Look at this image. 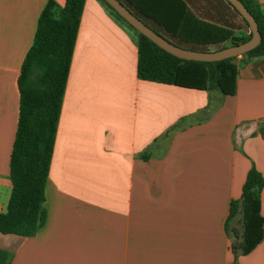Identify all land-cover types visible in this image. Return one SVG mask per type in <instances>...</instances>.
Returning <instances> with one entry per match:
<instances>
[{
    "label": "crops",
    "instance_id": "1",
    "mask_svg": "<svg viewBox=\"0 0 264 264\" xmlns=\"http://www.w3.org/2000/svg\"><path fill=\"white\" fill-rule=\"evenodd\" d=\"M51 1L0 0V212L11 192L17 78ZM264 11V0H254ZM199 10V0H187ZM136 35L85 0L33 236L0 234L9 264H264L230 251L232 200L264 178V54L237 57L234 95L140 80ZM230 46V45H227ZM264 218V186L260 193Z\"/></svg>",
    "mask_w": 264,
    "mask_h": 264
},
{
    "label": "trees",
    "instance_id": "2",
    "mask_svg": "<svg viewBox=\"0 0 264 264\" xmlns=\"http://www.w3.org/2000/svg\"><path fill=\"white\" fill-rule=\"evenodd\" d=\"M109 12L136 35V76L140 80L234 95L238 63L187 61L162 50L137 32L104 0ZM144 25L172 45L190 51L213 52L251 37L247 22L227 0H199V10L187 0H118ZM257 23L259 44L243 54H264V11L254 0H240ZM85 0L49 1L41 12L33 42L17 78L18 119L9 159L11 192L0 212V234L33 236L45 222V187L50 168L62 98ZM261 173L251 166L241 196L232 200L229 219L239 215V229L230 228V251L246 255L264 238L260 212ZM0 264L9 254L0 249Z\"/></svg>",
    "mask_w": 264,
    "mask_h": 264
},
{
    "label": "water",
    "instance_id": "3",
    "mask_svg": "<svg viewBox=\"0 0 264 264\" xmlns=\"http://www.w3.org/2000/svg\"><path fill=\"white\" fill-rule=\"evenodd\" d=\"M115 12L122 17L137 32L148 38L155 45L171 55L187 61L214 62L232 58L231 62L236 63L237 57L254 49L260 42L261 36L257 23L253 16L247 11L240 0H227L247 22L251 37L238 45H230L221 50L213 52H196L176 47L156 34L134 15H132L118 0H104Z\"/></svg>",
    "mask_w": 264,
    "mask_h": 264
},
{
    "label": "rangeland",
    "instance_id": "4",
    "mask_svg": "<svg viewBox=\"0 0 264 264\" xmlns=\"http://www.w3.org/2000/svg\"><path fill=\"white\" fill-rule=\"evenodd\" d=\"M232 228H236V229H239V225H238V226H236V225H235V226H233Z\"/></svg>",
    "mask_w": 264,
    "mask_h": 264
}]
</instances>
